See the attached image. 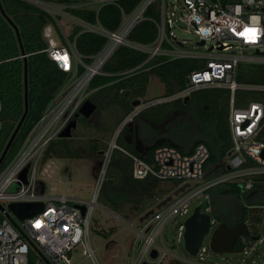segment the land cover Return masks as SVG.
Segmentation results:
<instances>
[{
  "label": "built area",
  "instance_id": "1",
  "mask_svg": "<svg viewBox=\"0 0 264 264\" xmlns=\"http://www.w3.org/2000/svg\"><path fill=\"white\" fill-rule=\"evenodd\" d=\"M23 1L50 17L51 21L42 30L46 42L43 51L67 74V79L33 123L19 149L3 166L0 165V264H70L71 252L78 245L83 247V254H92L90 223L112 151L119 148L116 137L145 107L184 99L203 88L225 89L229 92L228 128L232 146L223 160L225 169L222 174L212 176L207 174L211 169L205 168L209 150L204 143H197L187 153H182L175 146L157 145L150 161L124 150L131 158L135 178L153 176L160 180H179L180 187L187 184L165 205L155 207L153 213L138 220L133 228L129 226L132 232L131 264H158L172 254V250L162 242L165 228L178 215L188 213L194 198L208 195V189L222 183L241 182L242 192L248 191L252 189L256 176L264 174V139L258 138L264 126V100H253L242 107L235 104L239 90L264 94V83H245L236 79L239 63L264 64V0H139L129 12L122 10L115 29L103 26L97 14L103 5L116 0ZM151 7H154L156 15L151 18L155 23V38L148 43L132 40L131 32ZM72 8L94 10L96 19H82L70 11ZM66 24L105 39L88 61L77 52ZM179 29L196 37L191 47L187 45V39L177 35ZM246 29L257 31L250 34ZM120 46L144 53L146 58L133 68L113 74L126 75L138 71L155 58L191 59L199 62L200 66L187 74L185 86L146 103L141 101L122 119L102 152L91 200L44 195L40 192L36 171L46 147L59 137L87 99L92 79L97 75H113L104 72L103 67ZM241 46L252 48L254 52H237V47ZM25 168L27 172L22 178ZM11 202H42L43 205L38 213L19 219L8 207ZM81 207H84L83 212ZM204 208L209 213L210 207ZM261 209L264 222V205ZM214 222L215 219L211 218V225ZM183 231L184 223H181L174 235L177 241ZM208 249L203 240L195 256L203 260ZM152 250L156 251L154 258L151 257ZM190 264L201 263L193 261ZM260 264H264V259Z\"/></svg>",
  "mask_w": 264,
  "mask_h": 264
},
{
  "label": "trees",
  "instance_id": "2",
  "mask_svg": "<svg viewBox=\"0 0 264 264\" xmlns=\"http://www.w3.org/2000/svg\"><path fill=\"white\" fill-rule=\"evenodd\" d=\"M138 1L116 0L105 4L99 9L97 18L106 28L115 29L120 22L122 10L129 12ZM70 11L88 21L96 19L95 11L88 8H72ZM152 16H156L154 7L147 10L145 18L133 29L130 34L132 40L144 43L153 41L156 28L151 19ZM50 21L46 12L23 0H0V154L24 113L25 66L28 98L27 112L6 152L2 166L19 149L33 123L40 117L54 93L67 79V74L61 71L43 51L46 42L42 30L44 25ZM65 27L69 32V37L75 41L77 52L87 61L105 41L98 34L80 32V28L72 24H66ZM145 58L144 53L120 46L104 65L103 71L112 74L118 73L133 68ZM199 66V62L191 59L155 58L148 61L140 70L130 74L97 75L94 77L89 89L97 91L95 94L89 95L87 99L97 103V108L100 107L98 100H101L100 102L103 104L101 108L111 107L113 110H117V113L109 133L102 134L100 132L101 137L89 138L87 156L99 159L103 155L102 152L107 147V141L112 137L122 119L133 109L132 101L146 96L152 75L159 78L164 86L163 94L167 95L185 86L187 74ZM236 79L245 83H264V64L239 63ZM253 100H264V94L256 91L239 90L236 92V106H245ZM189 108L193 109L195 122L201 123L204 127L197 128L199 132L197 136L200 139L195 142L192 149L197 143H204L208 147L209 157L205 168L211 169L207 171L208 176L217 175L225 169L223 160L232 146L228 128L229 92L227 90L222 88L199 89L193 91L186 101L176 99L145 107L136 118L141 117L153 125H160L175 113ZM79 118H83V116L79 115L77 120ZM187 118L188 120L192 119L191 116ZM130 125L132 124L125 125L116 137L119 148L112 151L106 177L97 197V200L104 206L125 219L132 215L142 216L171 191L178 189L181 181L160 180L153 176L135 178L132 175L131 158L124 150L150 161L153 149L157 145L175 146L182 153H187L188 151L183 150V146L195 136H190L187 139L160 136L154 144L145 143L141 139H134V130H130ZM186 125L192 126L190 123H186ZM66 138H64L66 142L62 144L65 150L69 147L68 145L74 146L72 142L67 143ZM258 138L264 139V126L261 128ZM135 141L137 142L134 143ZM50 144L45 152L49 149ZM144 149H146V154L142 153ZM73 155L84 156L81 152V145H77ZM211 166L214 167L210 168ZM212 190L215 191L214 195L211 193ZM250 190L256 192L258 196L252 201H247L250 198L248 195ZM250 190L242 192L241 182L222 183L207 190L211 205H203V207H210V212L216 220L223 221L230 226L240 220L246 222L250 235L239 237L237 240V246L244 248L254 241V237H260L261 205H264V174L256 176ZM229 196L247 201L246 204H243L239 218L229 216L230 213L219 208L225 204L224 199ZM215 203H218V207H215ZM222 212L227 215L226 218L223 217ZM174 235L175 233L169 238L166 234V238L172 241L171 247H175ZM112 245L113 241L111 240L107 242L106 248L109 249ZM168 264L190 263L172 259Z\"/></svg>",
  "mask_w": 264,
  "mask_h": 264
},
{
  "label": "rangeland",
  "instance_id": "3",
  "mask_svg": "<svg viewBox=\"0 0 264 264\" xmlns=\"http://www.w3.org/2000/svg\"><path fill=\"white\" fill-rule=\"evenodd\" d=\"M92 5L97 6L98 4ZM177 35L180 38L187 39V45L190 47L194 44V41H196L194 35L182 29L177 30ZM237 52L252 53L254 51L252 48L241 46L237 47ZM96 91L97 90L88 89L87 97L95 94ZM163 93V84L159 81V78L156 75H152L148 83L146 96L140 99L142 101L141 103H146L147 101L161 96ZM98 101L100 107H98L88 119L86 117L79 118L76 127L72 129V135L70 137H56L51 140V144L49 143V149L44 152L37 165L36 171L38 180L44 182V195L49 197L66 195L83 200L92 199L95 189V178L98 173L99 163L102 156L99 159L87 156V149L89 148L90 141L89 138L93 136L101 137V133H109L114 124L117 113V110H113L111 107L101 108L103 104L100 102L101 100ZM193 114V109L189 108L180 113H175L160 125H153L141 117L136 118V116V119H134L135 121L133 120L134 122H131L132 125H130V130H134V136L145 143H152L160 136L168 138L181 137L187 139L190 138V136L192 137L195 135L190 139L188 144L183 146L184 151H189L192 149L195 142L200 139V137L197 136L199 133L197 128H199V126L204 128L201 123L195 122L196 120L193 118ZM188 116H191L192 119L188 120ZM186 123H190L192 126H187ZM64 138L67 139V143L72 142L74 146L71 147L68 145L69 147L65 150L62 145L66 142ZM77 145H81V152L86 157L73 155V151ZM212 167L214 166H211L210 168ZM222 172H219V174H222ZM173 192L174 190L168 195H173ZM211 193L214 195L215 191L212 190ZM208 195L201 194L194 198L189 205L188 213L178 215L167 224L164 232L169 238L176 232L178 225L184 223L185 219L192 213L196 206H201V210L205 211L203 205H211L210 195ZM248 195L250 198L247 201H252V199L254 200V198L258 196L256 192L251 190L248 192ZM247 201L237 200L236 198L229 196L224 199L225 204L221 205L219 208L226 213H230L228 214L229 216L231 215L234 218H239L243 204H246ZM215 205V207H218V203H215ZM155 206L156 204L151 208H155ZM209 213L211 212L209 211ZM221 214L226 218L227 215L224 212ZM139 218L140 217L137 215H132L125 219L97 200L89 230V243L92 249V254H83V247L78 245L71 252L70 264H131L133 257V252L130 249L132 232L129 229V226L133 228V226L137 225ZM212 219L215 218L212 217ZM218 223H220V221L215 219V222L211 225L210 232L204 237V244L208 246L209 249L207 250V253L203 255V260H199L198 256H191L185 250L183 236H181L178 241L175 239V247H171L172 241H170L169 238H166V234L163 235V245L169 247L172 250V254L166 257L161 264H168L172 259H178L183 263H193V261H196L201 264H260L263 261V221L259 225V239H254V241L246 247L245 251L214 253L209 247V242L211 233ZM111 240L113 241V245L111 248L107 249L106 244Z\"/></svg>",
  "mask_w": 264,
  "mask_h": 264
},
{
  "label": "water",
  "instance_id": "4",
  "mask_svg": "<svg viewBox=\"0 0 264 264\" xmlns=\"http://www.w3.org/2000/svg\"><path fill=\"white\" fill-rule=\"evenodd\" d=\"M203 44V42H200ZM262 53V52H259ZM24 76H25V93H24V113L19 120L16 128L11 134L9 140L7 141L3 151L0 154V165L3 162L6 152L19 129L22 120L27 112L28 108V98H27V70L26 66L24 67ZM189 97V96H188ZM188 97H185L186 101ZM141 102L140 99H135L132 101V106L135 107L139 105ZM97 109V104L91 101L90 99H85L82 105L80 106L78 112L75 114L74 118L66 125V127L60 132L59 137H70L72 135V129H74L77 125V117L79 115L89 118ZM262 155H264V149L262 151ZM229 169V166H227ZM27 172V168L23 170L21 173V177L24 178ZM40 183V192H44V182L39 181ZM187 184L182 185L178 189L173 192V195H177L180 191L184 190ZM172 195H168L160 202L156 204V208H160L165 205L168 201H170ZM42 202H11L8 207L10 210L19 218L23 219L29 216H32L38 213L42 208ZM82 212L84 211V207H81ZM154 208L146 211L142 216H140L139 220L146 218L149 214L153 213ZM212 214L202 211L201 206H196L192 213L185 219L184 221V231H183V241L185 250L191 255L195 256L197 250L199 249L202 241L204 240L205 235L210 232L211 228V218ZM250 231L246 222L240 220L235 225L230 226L227 223L221 221L212 231L210 236L209 247L211 251L214 253H222V252H243L244 247H235V243L239 237L249 236ZM257 240V237H254ZM151 257H156V251H151ZM143 264H146L144 262Z\"/></svg>",
  "mask_w": 264,
  "mask_h": 264
},
{
  "label": "snow or ice",
  "instance_id": "5",
  "mask_svg": "<svg viewBox=\"0 0 264 264\" xmlns=\"http://www.w3.org/2000/svg\"><path fill=\"white\" fill-rule=\"evenodd\" d=\"M256 29H246V32L250 33V34H255L256 33Z\"/></svg>",
  "mask_w": 264,
  "mask_h": 264
},
{
  "label": "crops",
  "instance_id": "6",
  "mask_svg": "<svg viewBox=\"0 0 264 264\" xmlns=\"http://www.w3.org/2000/svg\"><path fill=\"white\" fill-rule=\"evenodd\" d=\"M134 139L136 140V137L134 136ZM137 141H135L134 143H136ZM156 141H153L152 144H154ZM143 154H146V149H144V151H142Z\"/></svg>",
  "mask_w": 264,
  "mask_h": 264
},
{
  "label": "flooded vegetation",
  "instance_id": "7",
  "mask_svg": "<svg viewBox=\"0 0 264 264\" xmlns=\"http://www.w3.org/2000/svg\"><path fill=\"white\" fill-rule=\"evenodd\" d=\"M77 118H78V117H77ZM155 143H156V142H155ZM237 240H238V239H237ZM235 247H236V248H239V247L237 246V241H236V243H235Z\"/></svg>",
  "mask_w": 264,
  "mask_h": 264
}]
</instances>
